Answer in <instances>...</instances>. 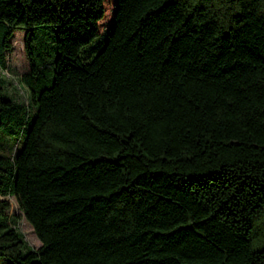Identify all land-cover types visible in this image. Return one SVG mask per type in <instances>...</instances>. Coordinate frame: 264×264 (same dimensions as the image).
I'll return each instance as SVG.
<instances>
[{"label":"trees","instance_id":"obj_1","mask_svg":"<svg viewBox=\"0 0 264 264\" xmlns=\"http://www.w3.org/2000/svg\"><path fill=\"white\" fill-rule=\"evenodd\" d=\"M16 28L28 100L0 75V257L264 264V0H0V72Z\"/></svg>","mask_w":264,"mask_h":264},{"label":"rangeland","instance_id":"obj_2","mask_svg":"<svg viewBox=\"0 0 264 264\" xmlns=\"http://www.w3.org/2000/svg\"><path fill=\"white\" fill-rule=\"evenodd\" d=\"M104 28L105 27L102 21L99 27L100 33L104 30ZM41 30L42 34L37 36V45L39 44L38 49H42L44 52L48 51V59L50 60V62H52L55 55L53 44L51 42L52 32L49 27H44ZM22 35L23 29L16 28L13 31L12 38L10 39L11 48L5 53L8 68L4 71H1L0 75L3 79V85L6 92L15 100L26 104L28 100L27 91L25 86L19 79L20 74L27 70V62L23 52ZM99 36H102L103 40L104 34H100ZM3 198L6 199L9 204L7 213L16 217V222L14 225L22 234L23 239L26 241L27 245L31 248L38 247L39 241L34 235V232L29 223L23 218L21 211L18 209L13 197L5 196ZM0 264H8V260L0 257Z\"/></svg>","mask_w":264,"mask_h":264}]
</instances>
